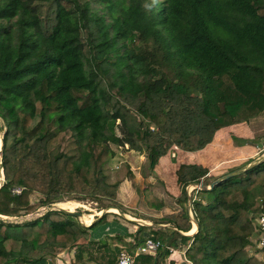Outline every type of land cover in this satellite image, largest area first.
Masks as SVG:
<instances>
[{
    "label": "trees",
    "instance_id": "trees-1",
    "mask_svg": "<svg viewBox=\"0 0 264 264\" xmlns=\"http://www.w3.org/2000/svg\"><path fill=\"white\" fill-rule=\"evenodd\" d=\"M262 114L264 0H0L1 216L31 214L72 194L122 210L120 184H109L101 166L115 156L110 145L142 142L155 170L171 148L202 151L220 129ZM176 175L182 209L152 236L174 247L192 241L193 264H264L247 251L255 206L264 203V163L212 190L222 177H208L203 166L182 165ZM190 185L205 189L189 196ZM34 193L43 196L37 206ZM190 199L193 237L179 234L193 229ZM106 218L90 227L59 211L0 221V260H55L75 247L78 264H117L121 250L112 245L134 254L146 238L86 246ZM163 255H140L136 264H164Z\"/></svg>",
    "mask_w": 264,
    "mask_h": 264
},
{
    "label": "rangeland",
    "instance_id": "rangeland-1",
    "mask_svg": "<svg viewBox=\"0 0 264 264\" xmlns=\"http://www.w3.org/2000/svg\"><path fill=\"white\" fill-rule=\"evenodd\" d=\"M262 123H264V121H262ZM118 125H120V121L117 122V126ZM260 127L264 128V125ZM6 130H7L6 127H4V122L0 119L1 140H3ZM118 134L120 135L119 132ZM261 135H264V132ZM133 143L134 145L132 147L129 146L120 147L116 145H110V152L114 153L115 156L110 158L108 163L101 166L104 171V175L107 176L108 179L107 182L109 184L111 185L115 183L120 184L118 188L117 201L120 205V208L122 209L121 211L128 213L133 217H137L144 220V223L147 222V220H151L154 225H158L157 223L162 222V217L164 218L179 213L182 209V206L179 204L178 199L175 198L172 194L173 193L172 181L175 179L174 169L178 164L177 159L180 149L173 147L168 151L166 157L168 158L169 164L172 167V169L169 171L168 173L169 175L167 176V178L163 180L160 178L159 175H157L155 170L151 168L148 159V152L144 144L139 141L138 142L134 141ZM109 157L110 154H108L107 158ZM2 158L3 156L1 153L0 171L4 172V179L6 181L4 165H2ZM0 178H1V173H0ZM213 179H210V183ZM191 195H193V191L191 192ZM30 199H31V204L37 206L40 200L43 199V196L40 193H34L33 195H31ZM69 202H74L84 205L85 207L76 208L74 210L77 212H81L84 215L95 216L98 214L97 212H103L107 209L110 210L111 208H114L112 207V203L107 199H92L85 197L82 194L65 195L60 199V202L54 204L58 205L59 203H69ZM258 203L260 202H257L256 206L258 205ZM186 206L188 208V212L193 222L194 219L191 216V215L194 216L193 211H191L192 207L190 209L189 203ZM46 208L47 206L40 207L31 214L23 215L21 217H8V218L10 219V223H14V224H23L26 220H28L29 222L35 221L43 217ZM107 213H106L107 218L110 217L112 219H116V221L117 220L121 221L119 220V218L125 219L123 215L110 213L109 211ZM259 214L260 213L257 208V211L255 210V214L252 215L254 225L256 224V220ZM96 218L97 217L95 216L94 219ZM193 226H195L194 222H193ZM99 229L103 230L104 226L103 225L99 226L98 230ZM143 230L144 227L141 230V232H143ZM147 237H153L152 232L148 234ZM157 238H159L161 241V238L159 236H157ZM256 239L257 236L254 228V233L251 237V244L248 246L247 251L251 257H255L258 261L264 262V250H259L256 247L255 245ZM8 248L11 249L10 246H8ZM181 260L183 264H186L184 262L183 256ZM2 263L3 261L0 260V264ZM167 264H175V262L169 261V263Z\"/></svg>",
    "mask_w": 264,
    "mask_h": 264
},
{
    "label": "crops",
    "instance_id": "crops-1",
    "mask_svg": "<svg viewBox=\"0 0 264 264\" xmlns=\"http://www.w3.org/2000/svg\"><path fill=\"white\" fill-rule=\"evenodd\" d=\"M262 121H264V114L253 121L251 120L249 123L244 122L224 127L216 133L213 142L202 151L185 152L179 150L177 159L178 164L174 169L175 179L172 181L173 196L178 199L181 194V188L178 184L176 172L182 165L203 166L209 170L208 177L221 178L231 173L232 170L241 169L246 164L251 163L250 165H252L260 158L264 157V148H261L260 146L264 142V135H261L264 132V128L260 127L264 125ZM171 169L172 167L169 164L168 158L165 156L159 161V164L155 168V172L160 176L161 179L165 180ZM257 208L259 213H264V203H258V205L255 207L256 211ZM125 214V219L119 218L121 221H116V219H112L110 217L106 218V223L103 225V230L99 229V231L97 229L95 231H89V239L85 242V245L93 247L100 242L106 241L111 244V239L115 237L124 238L125 242L130 244V241H138L139 239L146 238L153 230L160 229L157 225H154L151 220H147V222L144 223V220L140 218L133 217L128 213ZM95 216L97 218L94 219V222L99 218V215ZM162 226H164L163 228H168L167 225ZM140 227H144L143 232L139 231ZM194 229H196V226H193L192 231ZM179 234L187 237L192 235L190 232H180ZM191 243L192 241L188 245H185L179 240L178 244H180V246L178 247H181L180 251L184 252L186 251L187 247L191 246ZM112 246L120 250L121 248H126L122 245ZM76 249L77 248L73 247L61 251L55 260L48 259L41 262L31 261L28 264H78L76 262ZM168 255L166 257L163 255L164 264L169 263V261L175 262V264H183L180 254L174 255L172 257ZM81 264L96 263L90 262L86 258L85 262H82Z\"/></svg>",
    "mask_w": 264,
    "mask_h": 264
},
{
    "label": "built area",
    "instance_id": "built-area-1",
    "mask_svg": "<svg viewBox=\"0 0 264 264\" xmlns=\"http://www.w3.org/2000/svg\"><path fill=\"white\" fill-rule=\"evenodd\" d=\"M0 173H1L0 188H1L6 181L4 179V172L0 171ZM22 192L23 189H15L13 191V193L16 195H20ZM191 216L194 219V216L193 215ZM256 236L257 239L255 241V245L259 250H263L264 249V213H260L256 220ZM130 243L135 244V241L134 240L130 241ZM178 246H180V244H178ZM178 246L174 247L170 245H164L162 244L159 238L147 237L145 243L142 246L138 247L137 251L134 254H130L126 248H121V253L118 257L117 264H136L137 258L140 255H148V256L156 257L160 253H166V252H168L169 254L168 256L171 257L180 254L181 257L183 256L184 262L186 264H193L191 261L187 259L186 256L187 250L190 247H187L186 251L181 252L180 251L181 247Z\"/></svg>",
    "mask_w": 264,
    "mask_h": 264
},
{
    "label": "water",
    "instance_id": "water-1",
    "mask_svg": "<svg viewBox=\"0 0 264 264\" xmlns=\"http://www.w3.org/2000/svg\"><path fill=\"white\" fill-rule=\"evenodd\" d=\"M3 142H4V138H3V140H2V144H3ZM260 146H261V148H264V143H263L262 145H260ZM2 150H3V148H2ZM261 163H264V157L260 158L257 162L253 163L252 165H249L247 168H241V169H238V170L235 171V172H232V173H229V174L225 175V176L222 177L221 179H219V180H217L216 182H214V183L211 185V187L209 188V190H212L216 185H218V184L221 183L222 181L228 180V179H230V178H232V177H234V176H236V175H238V174H240V173H242V172H244V171L249 170L250 168H252V167H254V166L258 165V164H261ZM2 165H4V160H3V158H2ZM204 189H205L204 185H190V186L188 187L187 191H188L189 196H191V192H192V191H195V190H204ZM189 207H190V209H191V207H192V200H191V199H190V201H189ZM57 208H58V206H57L56 204H51V205L47 206V208H46L45 211H44V215H46V214L49 213V212L59 211V212H62V213H64V214H66V215H70V216H72V217H75L76 219L79 220L80 224L85 225V224L82 223V221H81V218L84 217V214H82L81 212H77V211H74V212H73V211H68V210H66V209H62V208H58V209H57ZM113 209H117V210L119 211V214H120V215H123L124 217H126L125 212L121 211V210L118 209V208H113ZM108 210H109V209L103 211L102 215H100L99 218H98L97 220H99L101 217H103V216L108 212ZM44 215H43V216H44ZM16 220H17V219H16ZM0 221H2V222H4V223H10V219H9L8 217L1 216V215H0ZM26 222H29V221L26 220L24 223H26ZM193 222H194V224H195L197 230H196L195 233H193L192 235H190V236H188V237H193V236L197 233V231H198V228H199L198 223H197L196 221H193ZM10 224H14V223H10ZM144 225H146V224H144ZM157 226H158L159 228H163V227H164V226H162V225H157ZM165 227H166V226H165ZM167 227H169V226H167ZM179 233H180V232H179Z\"/></svg>",
    "mask_w": 264,
    "mask_h": 264
},
{
    "label": "bare ground",
    "instance_id": "bare-ground-1",
    "mask_svg": "<svg viewBox=\"0 0 264 264\" xmlns=\"http://www.w3.org/2000/svg\"><path fill=\"white\" fill-rule=\"evenodd\" d=\"M2 148H3V144H2V140L0 139V157H1V153H2ZM59 208L62 209H66L68 211H74L76 208H80V207H85L82 204L79 203H74V202H69V203H59L57 205ZM110 213H115V214H119V211L117 209H113L111 208L110 210H108ZM103 212H99L97 215H102ZM94 217L93 215H84V217L81 218L82 223H84L86 226H91L94 222ZM197 229H194L192 232L190 233H195Z\"/></svg>",
    "mask_w": 264,
    "mask_h": 264
}]
</instances>
